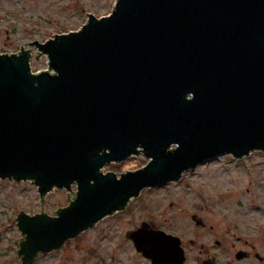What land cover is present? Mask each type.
I'll return each instance as SVG.
<instances>
[{
  "label": "water",
  "instance_id": "1",
  "mask_svg": "<svg viewBox=\"0 0 264 264\" xmlns=\"http://www.w3.org/2000/svg\"><path fill=\"white\" fill-rule=\"evenodd\" d=\"M75 31L0 54V178L30 180L39 213L18 211L17 258L40 253L198 164L264 151V0H115ZM142 155L120 174L105 165ZM76 187V192L72 187ZM66 206L42 212L54 189ZM152 264H183L178 236L151 220L127 232ZM23 238V240H22Z\"/></svg>",
  "mask_w": 264,
  "mask_h": 264
},
{
  "label": "rangeland",
  "instance_id": "2",
  "mask_svg": "<svg viewBox=\"0 0 264 264\" xmlns=\"http://www.w3.org/2000/svg\"><path fill=\"white\" fill-rule=\"evenodd\" d=\"M114 2L0 0V52H17L21 46L44 42L55 33L78 30L88 14L107 15ZM36 56L31 58L33 69L47 68L45 56ZM146 162L148 159L142 155H134L107 164L103 170L120 174L143 167ZM72 190L76 192V187ZM70 193L56 188L49 192L43 199L42 212L55 215L56 209L67 205L64 195ZM141 196L130 204L127 213L101 221L58 250L38 254L31 264H149L126 232L152 216L159 226L188 239L194 234V224L186 213L200 208L214 223V229L203 232L206 242L216 235L232 241L237 236H248L256 240V249H264V152L253 151L241 161H233L230 154L215 157L189 170L181 181L161 190H142ZM18 211L39 213L37 186L30 180L0 178V264H21L16 255L21 239L15 227Z\"/></svg>",
  "mask_w": 264,
  "mask_h": 264
},
{
  "label": "flooded vegetation",
  "instance_id": "3",
  "mask_svg": "<svg viewBox=\"0 0 264 264\" xmlns=\"http://www.w3.org/2000/svg\"><path fill=\"white\" fill-rule=\"evenodd\" d=\"M55 34H60V33H55ZM55 34H53L52 36H54ZM33 42H31L26 47L21 46L17 52L20 53L22 51H28L31 53L32 58L34 55H38V51L36 47L32 44ZM1 53H12V52L5 51V52H0V54ZM257 151L264 152L261 150H257ZM231 157L233 158V161H241L246 156L242 158H236L231 155ZM203 163L198 164L196 167L200 166ZM187 172H185L182 175V178L179 181L183 179V176ZM173 182H176V181H172L163 187H148L143 190H147V189H160L161 190L162 188L167 187ZM141 193L138 197L131 199V201L128 203V205L126 206L124 210L117 211L113 215H110L101 221H104L107 218H114L120 214L127 213L130 204L133 201L138 200L142 197ZM169 205L172 206V203H170ZM202 210L203 209L200 208L197 211L195 210V211L186 213L187 214L186 216L190 218L194 224V234L191 236V238H188V239H185V237L182 234L177 235L175 233L167 231L163 226L161 225L159 226L158 225L159 222L157 223L155 218L152 216L145 217L141 221V223L145 220H151L155 223L157 229H162L166 233L178 236L181 240V247L183 248L184 255H185L183 264H249V262H256L257 264H264V249H260V250L256 249V240L248 236H237L235 237V240L232 241L231 239H225V236L216 235L215 237H213L211 242H206L205 239L203 238V236L205 235L203 234V232L204 230L207 232V231H211L212 229H214V223L211 221V218H208L206 213H204ZM101 221L97 223V225L100 224ZM136 228H133L131 230H134ZM131 230H128V231H131ZM127 232H126V237H127ZM139 254L141 253L139 252ZM223 254H226L227 256H222ZM142 257L144 259H147L149 264H152L150 259L144 257L143 255Z\"/></svg>",
  "mask_w": 264,
  "mask_h": 264
}]
</instances>
